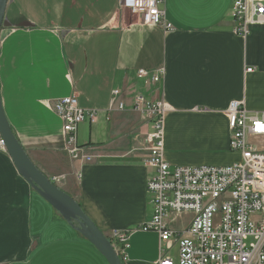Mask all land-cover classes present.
Masks as SVG:
<instances>
[{
	"label": "crops",
	"instance_id": "obj_1",
	"mask_svg": "<svg viewBox=\"0 0 264 264\" xmlns=\"http://www.w3.org/2000/svg\"><path fill=\"white\" fill-rule=\"evenodd\" d=\"M234 0H164L171 30L144 25L120 0H9L0 33V96L11 128L34 164L79 202L112 241L130 230L124 264H156L160 236L140 227L154 201L147 180L153 124L133 108L141 93L169 107L164 156L173 166L230 165L228 107L264 114V24L237 32ZM49 5V12L34 6ZM148 76L139 78L138 69ZM253 68L252 71L247 69ZM155 73L159 81L153 80ZM114 90L119 96L114 98ZM74 95L97 119L79 124L71 153L55 100ZM124 102V108H120ZM264 150V136L248 137ZM193 213H173L187 228ZM177 234L165 245L173 257ZM0 264H110L19 172L0 148Z\"/></svg>",
	"mask_w": 264,
	"mask_h": 264
},
{
	"label": "built area",
	"instance_id": "obj_2",
	"mask_svg": "<svg viewBox=\"0 0 264 264\" xmlns=\"http://www.w3.org/2000/svg\"><path fill=\"white\" fill-rule=\"evenodd\" d=\"M164 0H120V6L140 17L148 26L171 30L161 5ZM233 16L237 32L246 36L249 25L264 24V0H234ZM252 71L253 68L247 69ZM139 78L148 70L138 69ZM155 73L153 80L159 81ZM120 91L114 90V98ZM120 108L125 103L120 102ZM53 110L62 118V131L67 136L71 153L78 156L76 134L86 119L94 122L96 110L80 106L74 95L55 100ZM133 108L152 121L149 135L150 155L144 163L155 173L147 180V190L154 201L150 221L140 229L155 230L160 236V258L156 264H264V150L253 146L248 137L264 136V114L249 113L243 101H232L227 113L230 148L240 152L241 160L230 165H171L164 156V118L169 107L163 101H151L141 93L133 96ZM0 148L6 150L0 134ZM193 213L187 228L181 231L168 226L173 214ZM130 230H116L113 246L125 259ZM178 242V258L167 256L165 245L174 235Z\"/></svg>",
	"mask_w": 264,
	"mask_h": 264
},
{
	"label": "water",
	"instance_id": "obj_3",
	"mask_svg": "<svg viewBox=\"0 0 264 264\" xmlns=\"http://www.w3.org/2000/svg\"><path fill=\"white\" fill-rule=\"evenodd\" d=\"M9 0H0V33L3 26L11 25L6 19ZM0 134L5 140L6 148L15 162L19 172L64 218L88 238L106 257L110 264H124L110 239L84 212L81 205L55 182L45 175L31 160L26 150L14 134L5 114L0 96Z\"/></svg>",
	"mask_w": 264,
	"mask_h": 264
},
{
	"label": "rangeland",
	"instance_id": "obj_4",
	"mask_svg": "<svg viewBox=\"0 0 264 264\" xmlns=\"http://www.w3.org/2000/svg\"><path fill=\"white\" fill-rule=\"evenodd\" d=\"M34 8H35V10L37 12H40L41 14H43V12L46 13L45 10H47L49 12V5H46V6H44V5H37V6H34ZM177 250H178L177 247H175V249H173V251H172V255H173V257L175 259L178 258V251Z\"/></svg>",
	"mask_w": 264,
	"mask_h": 264
}]
</instances>
